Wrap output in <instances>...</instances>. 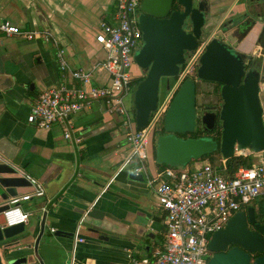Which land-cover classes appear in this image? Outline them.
<instances>
[{"label":"crops","instance_id":"crops-1","mask_svg":"<svg viewBox=\"0 0 264 264\" xmlns=\"http://www.w3.org/2000/svg\"><path fill=\"white\" fill-rule=\"evenodd\" d=\"M214 2L227 11L235 8L237 2L240 11H245L247 4L252 5L249 0ZM117 4V0H0V23L11 19L24 30H33L25 10L33 16L34 30H47L54 35L73 68L91 69L105 57L96 34L103 21L116 23ZM253 6L264 15V0ZM14 8L19 16L13 18ZM56 52L52 41L9 36L0 30V70L12 75L17 87L0 90V155L17 166L19 174L38 177L46 187L44 196L20 202L22 209L30 213L28 224L39 229L45 209L48 230L53 227L74 231L82 215L78 210L91 206L96 216L92 219L106 222L108 229L104 233L109 239H102L97 246L82 243L77 255L80 260L82 250L90 248L96 254L88 256L85 264H129L130 255L153 257L165 239L166 212L158 204L153 188L128 183L120 171L126 165L137 166L123 117L110 115L103 101H94L71 117L73 139L69 141L65 138V123L43 129L27 121L39 94L62 83ZM94 81L106 85L110 76L102 72ZM67 83L76 81L69 77ZM262 102L264 106V92ZM77 138L81 140L78 142ZM151 153L148 167L153 175L164 168L155 160L154 142ZM108 177L112 179L110 187L102 194L103 186L94 182L105 185ZM32 191L31 184L18 188L19 195ZM83 230L82 236L98 237L87 228ZM51 236V244H40L39 259L32 251L24 252L28 253V264H69L71 242L62 236ZM28 243L34 245V239L30 237Z\"/></svg>","mask_w":264,"mask_h":264},{"label":"water","instance_id":"water-1","mask_svg":"<svg viewBox=\"0 0 264 264\" xmlns=\"http://www.w3.org/2000/svg\"><path fill=\"white\" fill-rule=\"evenodd\" d=\"M237 4L227 11L216 6L214 0L142 1L138 20L144 44L134 58L146 76L134 92L135 129L147 126L152 113L174 88L181 66L186 63V53L194 52L202 40L207 41V46L200 58L197 77L212 86L211 90L203 88L201 91L200 84L192 78L181 84L165 113L162 131H153L150 135L149 158L154 142L158 164L179 168L218 149L226 159L233 158L239 150L253 157L252 162L264 163V15L253 13L249 8L240 11ZM23 13L30 27L36 29L32 14L25 10ZM16 16L19 12L14 8L12 17ZM6 21L18 25L11 19H3L1 23ZM16 88L14 77L0 70V90ZM200 91L207 95L202 96ZM66 126L70 132V138L66 139L69 141L73 139V123L66 120ZM218 126L221 128L219 139L181 136L198 129L215 133ZM80 140L77 138L78 142ZM120 171L126 175L128 183L148 187L146 175L137 172L136 165L123 166ZM165 178L169 177L165 175ZM111 181L110 178L105 185L94 183L103 186V194ZM28 185L30 182L19 174V168L0 155V194L3 198L0 203V264H28V253L24 252L32 251L38 258L40 244H51V235L65 237L71 242L69 264H85L88 256L96 253L92 248L83 249V260H80L77 256L79 246L82 243L97 246L102 239H109L104 233L108 229L106 222L92 219L96 216L91 206L77 209L82 215L74 231L53 227L48 230L45 209L37 225L39 229H32L28 223L3 227L8 199L19 195V187ZM86 228L98 237L80 235ZM30 237L34 245L28 243ZM79 237L84 238V242H78ZM231 244L234 246L229 248ZM209 247L214 254L207 264H264V217L262 222H257L254 206L237 212L224 228L213 234ZM10 248L12 250L5 253ZM257 253L261 254L256 256Z\"/></svg>","mask_w":264,"mask_h":264},{"label":"built area","instance_id":"built-area-1","mask_svg":"<svg viewBox=\"0 0 264 264\" xmlns=\"http://www.w3.org/2000/svg\"><path fill=\"white\" fill-rule=\"evenodd\" d=\"M117 1L116 23L103 21L96 34V41L104 49L105 57L91 69L73 68L66 50L51 32L24 30L9 21L0 23V30L9 36L52 41L57 48L62 83L39 94L30 108L27 121L43 129H50L61 122L66 126V120L71 122L74 114L94 101H104L110 115L123 117L132 158L137 162L136 171L144 172L148 186L154 189L158 204L166 212V233L162 246L153 257L130 255L129 264H207L214 254L209 247L213 234L224 228L237 212L246 209L253 200L264 198V163L242 165L230 174L228 159L221 156L215 164L204 161L186 170L167 167L156 175L149 173L150 135L157 131L158 121L164 118L181 84L196 73L207 41L202 40L195 51L189 53L174 88L152 113L147 126L135 129V116L129 111L124 97L132 89V79L136 77L132 74L134 50L143 39L137 11L143 0ZM102 72L109 74V84L95 83V77ZM69 77L76 83L68 84ZM65 138H70L67 126ZM235 156L249 157L247 152L239 150H236ZM22 175L28 179L33 191L8 199L9 208L3 212V227L28 223L30 213L22 209L20 202L46 194L42 180L29 173ZM165 175L169 178L166 179ZM77 241L84 242V238L79 237Z\"/></svg>","mask_w":264,"mask_h":264},{"label":"trees","instance_id":"trees-1","mask_svg":"<svg viewBox=\"0 0 264 264\" xmlns=\"http://www.w3.org/2000/svg\"><path fill=\"white\" fill-rule=\"evenodd\" d=\"M144 77L141 76V77H134L132 79V87H135L141 80H143ZM135 116V114H134ZM200 131H202L201 129H198ZM220 138V132L218 131L217 132V136L214 137V139H219ZM221 157V153H220V150L218 149L217 151L213 152V153H209V154H206L202 160L203 161H209L213 164H215L216 162H218L219 158ZM252 163V159L250 157H245V156H234L233 158H230L227 160V165H228V172L230 174L234 173L235 171H237V169L244 165V166H249L250 164ZM160 167L161 168H167V167H170V166H167L165 164H160ZM258 202V204H257ZM252 206H254L257 211H256V215L262 219L264 217V198H261L260 200H253L251 202ZM249 205V206H250ZM261 253H257L256 256L260 255Z\"/></svg>","mask_w":264,"mask_h":264},{"label":"rangeland","instance_id":"rangeland-1","mask_svg":"<svg viewBox=\"0 0 264 264\" xmlns=\"http://www.w3.org/2000/svg\"><path fill=\"white\" fill-rule=\"evenodd\" d=\"M144 42L143 40H141L138 45H137V48L134 50V56H135V53L137 50H139L142 46H143ZM186 56H189V53H186ZM132 74H143V70H141L136 64H134V66L132 67ZM145 74V73H144ZM135 76V75H134ZM138 76V75H136ZM188 78H192L193 80H196L197 79V72L195 74H191ZM138 85V84H137ZM137 85L135 87H132V89L125 95V103L129 109V111L131 112V114H135V107H134V92H135V89L137 87ZM164 124V118H161L158 123H157V132H161L162 131V126ZM220 126L217 127V129L219 128ZM216 129V133L214 134H209L207 132H203V131H200V130H196L194 133H187V134H183L181 135L183 138H190V137H193V138H209V137H215L217 136V132L218 130ZM252 160H254V158L252 157ZM204 161L202 159L200 160H193L191 161L189 164L185 165V166H182V167H179L177 169L179 170H186L188 169L189 167H194V166H197L198 164H202ZM261 198H258L257 200H260ZM258 204V202H257ZM250 207V206H248ZM247 207V208H248ZM246 208V209H247ZM30 226V225H29ZM8 253V252H7Z\"/></svg>","mask_w":264,"mask_h":264},{"label":"flooded vegetation","instance_id":"flooded-vegetation-1","mask_svg":"<svg viewBox=\"0 0 264 264\" xmlns=\"http://www.w3.org/2000/svg\"><path fill=\"white\" fill-rule=\"evenodd\" d=\"M249 1H250V0H249ZM260 1H261V0H255V1H253V2L250 1V3H252V5L247 4V5H246V9H245V11L249 8V11H252L253 13H256V14H263L262 11L256 9L255 6H253V5L255 4V2H260ZM141 4H142V3H141ZM140 8H141V5H140V7L138 8V11H137L138 16H139L140 13H141ZM142 40H143V39H142ZM201 42H202V41H199L198 45H199ZM187 60H188V56H186V61H187ZM185 64H186V63H185ZM185 64L181 66V69L185 66ZM198 67H199V66H197V70H198ZM142 72H143V74H142L141 76L145 77V76H146V73H145L144 71H142ZM196 72H197V71H196ZM144 73H145V74H144ZM141 76H136V78H137V77H141ZM196 81L200 84V90H201V91H202L203 88H204V89H208V90H211V89H212V86H211L209 83L201 81L198 77H197ZM216 87H217V86H216ZM216 87H215V88H216ZM201 91H200V93H201ZM201 94H202V96L207 95V94L204 93V92H202ZM207 98H208V97H207ZM217 130L220 132L221 128L219 127ZM215 133H216V132H215ZM209 134H210V133H209ZM211 134H214V132L211 133ZM250 206H252V205H250ZM247 209H248V208H247ZM247 209H242L241 211H247ZM255 209H256V208H255ZM256 211H257V209H256ZM256 218H257V222H262V219H260L257 215H256ZM249 228L252 229V230L254 229V227H253L252 224H250V223H249ZM233 246H234V244H231V245H229L228 247L231 248V247H233Z\"/></svg>","mask_w":264,"mask_h":264}]
</instances>
